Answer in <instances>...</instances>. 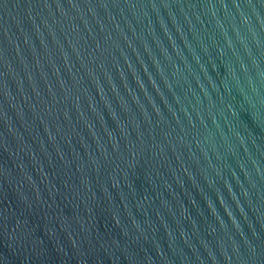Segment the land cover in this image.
Wrapping results in <instances>:
<instances>
[{
  "label": "water",
  "instance_id": "water-1",
  "mask_svg": "<svg viewBox=\"0 0 264 264\" xmlns=\"http://www.w3.org/2000/svg\"><path fill=\"white\" fill-rule=\"evenodd\" d=\"M0 264H264V0H0Z\"/></svg>",
  "mask_w": 264,
  "mask_h": 264
}]
</instances>
